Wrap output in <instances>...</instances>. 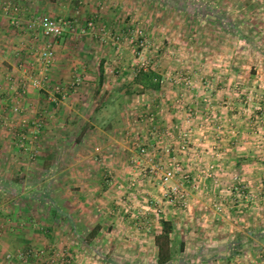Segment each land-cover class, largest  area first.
I'll use <instances>...</instances> for the list:
<instances>
[{
    "label": "crops",
    "instance_id": "0c3cea01",
    "mask_svg": "<svg viewBox=\"0 0 264 264\" xmlns=\"http://www.w3.org/2000/svg\"><path fill=\"white\" fill-rule=\"evenodd\" d=\"M116 1L109 0V8L102 15L89 17L88 21L94 19L97 22L98 35L103 38L105 34L102 31L108 33V26L118 23L114 10L118 13L121 8L116 6L119 5ZM253 1L261 3L262 8L257 12L246 10V17H260L264 28V0ZM14 3L20 7L16 8L19 11L17 15L26 27L22 32L13 28L8 15L3 13L4 0H0V84L6 87V91L0 95V179L10 182L20 173L25 178L23 194L45 190L46 184L51 182L49 192L55 198L68 199L70 203L69 209L64 207V215L51 220L43 213L45 207L41 203L31 201L28 206L29 200L17 197L16 204H13L15 197L0 192V198L7 199L5 204L0 203V207L5 208L4 215L8 218L6 223L13 224L5 233L0 227V263L40 264L36 259L23 262L19 257L7 261L5 256L8 253L18 256L30 247L51 244L58 251L67 250L71 254L72 260L67 264H150L157 253L155 234L161 231L162 219H166L175 224L178 234L186 240V252L191 250L190 254L184 256L186 264H264V245L261 246L260 240L252 235V230L264 229V109L257 110L246 104L247 96L235 92L237 88H250L256 91L254 94H257L258 99L261 97L259 95L264 97V40L261 51L254 49L251 42L244 44V49L252 47L251 50L258 53L249 58L252 61H249L252 64L250 71L239 75L240 72L235 70L230 78L215 79L217 87L215 89L214 86L212 91L202 85L207 82V78H203V81L199 80L201 83L197 90L185 94L190 108L188 112H182V122L191 131L192 147L183 157V168L198 187L194 188L192 183L185 184L189 204L186 209H182L179 204L170 203L164 197V189L158 185V180L147 177L142 170L128 172L123 167L122 158L132 155V152L130 154L123 148L133 150L121 144V127L113 134H108L101 126H96L89 129L92 135L87 130L82 134L83 138L82 135L79 138L72 137L78 129L85 128L98 106L103 92L96 97L101 67L104 66L105 87L111 60L106 54L95 61L93 70L84 71L83 84L76 88L70 82L75 77L77 67H81L78 66L81 62L73 59L72 46L68 41L59 44L71 34L64 35L54 44L56 61L42 72L49 75L44 78L47 84L41 88L32 86L30 77L19 69L18 65L25 63L30 70L34 66L33 71H38H32L29 75L42 71L35 54L40 40L43 38L46 41V38L38 26H30L38 13L77 22L92 15L96 10L94 6L100 5L101 0H14ZM112 6L117 8L112 10ZM104 15L107 17L102 18ZM115 27L119 28L120 25ZM89 47V51L93 50V46ZM89 51L86 56L90 60L96 59L97 50L93 53ZM19 83L23 87L17 94L14 89ZM114 83V78L108 82V85H113L110 92L119 90ZM227 84H233L234 88L230 85V89H225ZM51 85L63 88L67 98L59 104L52 102L56 94L52 92ZM165 93L167 95L163 84L160 91L147 92L145 96L148 100L151 97L156 99L154 111L158 118L155 120L162 126L167 124L162 122L164 116L161 115L166 104L163 103L166 102ZM209 94L213 97L210 112L206 111L201 115L203 117L194 120L195 112L191 108L199 107L201 114L204 113V103H199V99ZM86 99L87 104L92 105L88 114L86 109L82 112ZM259 103L263 106V103ZM17 105L21 107L20 112L14 111ZM149 114L153 115L152 112ZM220 115L222 130L216 128L214 120L215 116ZM39 119L43 120V125L37 128ZM152 125L154 128L157 126L152 123L151 131L154 129ZM52 132L58 134L49 141L48 135ZM99 132L102 137L98 139L96 133ZM84 148L91 154L82 152ZM76 153L80 156H76ZM41 160L52 161L58 169L49 180L39 182L43 173L39 163ZM211 164L215 165L214 176L208 177L206 171ZM30 178L33 179V186L27 188L26 184L31 183ZM236 178H241L248 185L254 201L246 202L242 193L235 190ZM129 179L135 180L138 186L122 188L121 184ZM35 182L38 184L34 185ZM31 208H36L35 211L43 215L31 222L38 220L39 225L44 226L39 230L30 227L33 229H30L31 233L23 235V231L16 227L18 220L11 219ZM71 213L74 214L72 221L76 225L102 226L101 234L95 241V250L83 245L84 237L74 232L72 221H67ZM124 234L136 239L137 249H121L124 241L131 242ZM240 234L247 241L243 246L244 254H229V245ZM99 243L111 244L109 250H100L97 246ZM212 245L214 248H210Z\"/></svg>",
    "mask_w": 264,
    "mask_h": 264
},
{
    "label": "rangeland",
    "instance_id": "374dc122",
    "mask_svg": "<svg viewBox=\"0 0 264 264\" xmlns=\"http://www.w3.org/2000/svg\"><path fill=\"white\" fill-rule=\"evenodd\" d=\"M171 1H178L188 6L198 3L199 7L204 6L206 8H211L214 12L210 13L208 11L209 13L204 15L205 18H202V20L199 18L197 19L189 15L185 10H180L171 5ZM101 2L100 5L94 6L96 10L93 11L92 15H87L84 19L81 18L79 21L75 22L78 31L69 37L66 36L67 38L62 39L59 44H65L68 41V44H71L72 46L73 59L81 62L78 64V66L80 65L81 67H77V72H75V77L73 79V81H75L77 78H82L80 85H77V87L83 84V76L86 74L85 72L93 70L95 61L102 58L103 54H106L107 58L109 57L111 60H109L107 69V83L106 86L102 88V94L106 91L110 92V88L113 87V85H108L111 78L115 79V86H118L119 90L124 93L129 83L133 80L135 72L141 68L143 63H145L148 68H155L163 75V84L167 95L166 93L164 94L166 102L163 103L166 104L162 109L163 113L161 112V115L164 116L162 122H167L168 125L166 124L162 126L161 123L156 122L155 119L158 118L154 111L156 99L151 97V99L148 100L145 97L148 95L146 94L147 92H152L153 90H149L143 94L126 95V100L122 107L123 126L121 127V144L130 146L131 150H133L129 151V148H123V150H126V152L128 151L130 154L132 152L131 156L126 155L122 158L123 167L126 168L128 172L139 171L142 168H147L149 165V159L147 157L140 158L139 160L142 162L140 166H134V164H132L131 159L140 156V149L137 145L138 143L148 141L155 142L158 139H161L163 144H172L176 146L180 140L181 133L184 130H188V128L184 126V122H182V116L184 117L182 112H188L190 108L185 94H188L192 90H197L199 88V83H201L199 80L203 81V78H207L206 84L203 82L202 85L205 86V89H210V91H212L214 86L216 89V80L221 79L220 77L230 78L235 70L240 72L239 75H243L245 72L252 69V64L250 63L252 61H250L249 58H253V54L258 53L251 50L252 47L244 49V46H246L244 44L251 42L254 49L261 51L260 47H262V41L264 40V28L262 19L260 17L257 19L246 17V10L257 12L261 10L262 6L261 3L253 0H117L116 2H119V5L116 6H120L121 10L117 13V10H114L115 6L110 7V9L116 12L115 14L116 18L118 17V23L115 25H120V27L114 28L115 25L108 26L111 30L109 29L108 33L102 31L103 34H105L103 38L102 35H98L100 32L98 31L97 22V30H89L87 27L89 17H95V15L99 14L102 15V12L109 8V0H101ZM3 6V13L6 12L10 22L12 20L11 16L18 17L17 12L19 11L16 8L20 9V7L18 4L14 3V0H4ZM7 6H10V8ZM216 11H219L230 23V29L235 28L241 35L229 33L224 28L223 23L217 18L219 16L215 14ZM243 12L245 13L241 15ZM43 15L47 14L38 13L36 17ZM104 17L107 16H102V18ZM69 20L72 21V19ZM84 29L85 31H83ZM15 30L18 31L17 29ZM136 30H142L146 35V46L140 47L139 41L136 42V39L133 36V33ZM46 42H48V39L46 38V41H43L42 38V41L40 40L38 46H42L43 44H46ZM56 42H58V40H56ZM89 46H93V50L89 51ZM88 51L92 53L93 51H96V59L90 60V57L86 56ZM35 56L37 57L36 61H38V64L42 67V64L40 63L42 60L37 54H35ZM214 58H218V60ZM85 65H87V68ZM18 66L27 77H41L43 79L45 76L49 77L46 72H40L35 75L34 73L38 71H33L34 66L32 67V70H30L29 67L26 69V65L24 66L25 69L21 68L20 65ZM32 71L34 73L29 75ZM186 77L191 79V85H186ZM230 85L227 84L224 88L230 89ZM233 86L234 85L232 84L231 87ZM15 87L14 90L16 92H21L20 89L23 86L19 83V86ZM56 87L57 85H51L54 94H56ZM96 87L98 88L99 84H97ZM5 91V85L0 84V95ZM236 91L239 94H243L242 96L244 97L257 95L254 94L256 91L251 90L250 88H241L240 90L237 88L235 92ZM207 96L212 95L209 94L204 97ZM160 98L161 97H158V99ZM87 103L88 101L86 99L82 108V112L86 109V114H88L89 108L92 107L91 104ZM199 103L202 105L204 103L202 110H205V112L201 114L199 107L196 106L191 108L195 112L193 115L194 120L195 118L203 117L201 115L206 113V109H203L207 107L204 99H199ZM148 104H151L149 108ZM149 112H152L153 115L150 116ZM152 123H155L157 126H154L155 128L158 127V129H155L152 125L154 129L151 131L150 125ZM83 132L84 129L81 127L76 131L75 135L72 134V137L75 136L79 138ZM58 133H50L48 135L49 141L55 138ZM88 134L92 135L93 132L90 130ZM96 134L98 139L102 137L101 132ZM139 136L144 137L141 138ZM84 149L85 150L81 149V151L83 150L82 152L85 154H91L86 148ZM75 152L78 151L75 150ZM76 154V156H80L78 153ZM38 156L39 154L36 155V157ZM9 169L11 170L12 168ZM141 172L143 174L146 173L143 171ZM146 174L147 177L149 176L150 178L148 171ZM30 181L32 183L33 179L30 178ZM3 182H5L4 179ZM158 182V185L164 189L165 186L160 180H158ZM137 186V182L132 179L121 184L122 188H135ZM161 198H163V195H161ZM5 201H7V199L0 198V203L5 204ZM30 202L31 201L29 200L28 206L30 205ZM4 209L5 208L0 207V227L3 230V233H5L4 231H7L8 227H12L13 225L11 223H6L8 218L4 215ZM35 210L36 208H31L29 211L26 210L28 212L24 211L23 214L19 212V215L15 216L14 219H11L12 221L18 220L17 225L19 226L16 225V227L19 228L20 231H23V235H26V233L29 232L31 233L33 229L39 230L44 226H40L38 220L34 221V223L31 222L32 219H40L43 217V215ZM5 212L7 213L8 211ZM35 223L37 226L34 227L33 225H35ZM28 224L31 225L29 226ZM45 231H47V229ZM123 236L130 239L131 242L124 241L121 249H137V243H135L136 239L129 237L126 234ZM122 240L123 238L119 242ZM110 245L111 244L108 245L103 243L97 244L98 248L105 252L109 250ZM210 248H214L213 245ZM190 251L191 250L189 249L186 254H190ZM119 261L121 262V260H118V262Z\"/></svg>",
    "mask_w": 264,
    "mask_h": 264
},
{
    "label": "built area",
    "instance_id": "2783aa9c",
    "mask_svg": "<svg viewBox=\"0 0 264 264\" xmlns=\"http://www.w3.org/2000/svg\"><path fill=\"white\" fill-rule=\"evenodd\" d=\"M10 8V6H7ZM30 26L33 28L34 26H38L41 31L43 37L48 39L46 44L39 46L36 54L42 60L40 63L42 64V71L46 70L49 66L55 63L57 54L55 51L54 44L56 40L63 37L66 34H75L78 31V28L74 21L65 18H57L51 15H43L38 16ZM11 24L18 31H24L26 28L19 17H12ZM87 27L89 30L96 29V21L90 20L87 23ZM85 31V29L83 30ZM136 42L139 41L140 47L146 46V35L142 30H136L133 33ZM38 35L36 36V38ZM25 64L21 63L20 67L25 69ZM141 68H148L145 63L141 66ZM26 69H28L26 67ZM26 71V70H25ZM32 75V74H31ZM186 85H191L192 81L189 77H186ZM82 78H77L75 81L70 82L72 87H77L80 85ZM30 83L32 86L36 88H41L46 82L41 77H30ZM26 88V87H25ZM56 95L52 98V102L59 104L64 99L67 98V93L61 87L56 88ZM17 94L20 92L17 91ZM205 103L207 104L206 111L210 112L212 105V96H207L203 98ZM263 103V106L260 103ZM246 104L253 106L257 110L264 109V97L261 96L259 99L257 95L247 96L245 100ZM150 107V106H149ZM148 107V108H149ZM15 112H20L21 107L15 106ZM207 112V113H208ZM209 115H212L209 114ZM213 118L212 116H209ZM213 120V119H212ZM216 128L218 130H222L223 126L221 124L222 116L214 117ZM260 121V120H259ZM43 125V120L39 119L37 122V128ZM138 148L140 149V156L137 158H132L131 162L134 166H140L142 162L139 160L140 158L147 157L149 159V165L147 168H142L143 172L147 171L150 174V177L154 180H160V182L165 186L164 188V197L170 202L179 204L182 209H186L189 204V195L185 188V184L192 183L194 188L198 187V184H194L190 174L184 170L183 168V158L186 155L191 147H192V137L191 131L184 130L181 133L180 140L178 144H163L161 139H158L155 142H142L138 143ZM215 165L211 164L208 166L206 171V175L208 177L214 176ZM111 173V172H110ZM235 190L242 193L243 199L246 202L254 201V196L250 191L248 185L241 179L236 178ZM7 261H12L14 257H19L23 262L31 261L32 259H36L38 263L48 264H67L70 259L72 260L71 254L67 250L58 251L55 245L51 244H42L36 248H30L25 250L23 253L21 252L18 256H15L13 253H8L6 256Z\"/></svg>",
    "mask_w": 264,
    "mask_h": 264
},
{
    "label": "trees",
    "instance_id": "16d2710c",
    "mask_svg": "<svg viewBox=\"0 0 264 264\" xmlns=\"http://www.w3.org/2000/svg\"><path fill=\"white\" fill-rule=\"evenodd\" d=\"M171 5L174 7L185 10L189 15L194 18H205V14L213 13L211 8H206L204 6L196 4L184 5L178 1H171ZM209 11V12H208ZM218 15L219 20L223 23L224 28L232 34L241 35L235 28L230 29V23L226 18L219 12H215ZM101 76L99 79V87L97 88L96 97L100 95L102 88L105 83L104 78V66L101 67ZM163 87V75L155 68H139L135 74L133 80L129 83L126 91L122 93L120 90H115L113 92H104L100 99L98 100V106L94 110L89 123L85 126L83 134L96 126H101L104 131L108 134H113L117 128L123 126L122 117V107L126 100V95L133 94H143L149 90L160 91ZM40 165L42 167L43 173L41 180L47 181L53 175L54 171L58 168L50 160H41ZM25 178L18 173L10 182H3L0 179V192H6L15 197L14 203L16 204L17 197H23L25 200L37 201L45 207L44 214L48 216L51 220H56L60 215H64V207L69 209V200L66 198H55L50 191L51 182L46 184L45 190L33 191L27 194H23V183ZM38 184L35 182L34 185ZM27 188H31L33 185L26 184ZM71 217V218H70ZM74 214L71 213L67 217V221H72ZM161 231L155 234V245L157 247V253L154 262L150 264H186L184 256L186 254L187 242L181 237L176 229L175 224L171 220L162 219L161 221ZM72 227L74 232L82 239L83 245L96 249V239L101 234L102 226L96 225L94 227H89L83 223L74 224L72 221ZM264 229H259L257 231L252 230L256 238L260 240L261 246L264 245ZM247 241L244 240V236L240 234L236 241L229 245L231 253L229 254H244L243 246L246 245ZM98 251V250H96ZM234 255H232L233 257ZM231 260V259H229Z\"/></svg>",
    "mask_w": 264,
    "mask_h": 264
}]
</instances>
